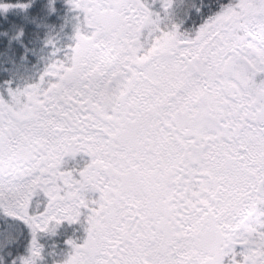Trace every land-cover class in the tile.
<instances>
[{"label":"snow or ice","instance_id":"obj_1","mask_svg":"<svg viewBox=\"0 0 264 264\" xmlns=\"http://www.w3.org/2000/svg\"><path fill=\"white\" fill-rule=\"evenodd\" d=\"M0 264H264V0H0Z\"/></svg>","mask_w":264,"mask_h":264}]
</instances>
